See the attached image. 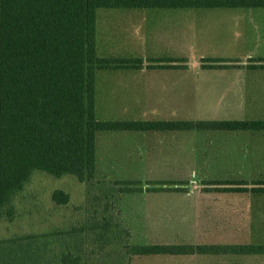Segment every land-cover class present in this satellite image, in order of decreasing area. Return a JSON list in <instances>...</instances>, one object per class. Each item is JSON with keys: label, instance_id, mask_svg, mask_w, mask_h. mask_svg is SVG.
<instances>
[{"label": "trees", "instance_id": "16d2710c", "mask_svg": "<svg viewBox=\"0 0 264 264\" xmlns=\"http://www.w3.org/2000/svg\"><path fill=\"white\" fill-rule=\"evenodd\" d=\"M237 8H264V0H0V219L14 220V200L37 172L93 183L97 133L264 131V120L103 121L95 114L97 71L184 67L170 60L98 57L96 10ZM201 62L205 69L225 67L217 65L223 61ZM136 183L115 185L123 192H142V186L131 187ZM206 183L215 186L205 191L248 192L246 180ZM251 185L264 193V180ZM51 200L66 205L69 195L55 190ZM96 213L81 226L0 239V264H134L136 258L158 256L243 264L237 259L264 257V244L133 243L129 231L105 215L95 218Z\"/></svg>", "mask_w": 264, "mask_h": 264}, {"label": "rangeland", "instance_id": "374dc122", "mask_svg": "<svg viewBox=\"0 0 264 264\" xmlns=\"http://www.w3.org/2000/svg\"><path fill=\"white\" fill-rule=\"evenodd\" d=\"M95 32L98 57L170 60L197 67L174 68L166 74L184 75L188 70L191 74H264V68L251 67L264 65V8L98 9ZM202 58L223 61L217 65L225 67L202 68ZM130 74L104 70L97 71L96 78ZM108 117L113 116L96 113L98 120ZM151 134L97 133V184L95 180L80 183L70 175L55 179L40 172L34 174L14 200V220L0 219V239L81 226L96 210L95 218L107 216L114 225L129 231L133 243L264 244V194L206 192L215 186L206 182L213 180L198 178V163L178 154L185 150L183 144L195 141L197 136L189 132ZM152 139L159 145H174L176 155L137 157L130 153L137 141L147 143ZM158 158L168 161L158 162ZM117 181H134L137 183L131 187L142 186L144 190L123 192L120 185H115ZM154 186H162L165 191H148ZM55 190L69 195L66 205L52 202ZM237 261L264 264V257ZM216 262L199 256L134 260V264Z\"/></svg>", "mask_w": 264, "mask_h": 264}, {"label": "crops", "instance_id": "0c3cea01", "mask_svg": "<svg viewBox=\"0 0 264 264\" xmlns=\"http://www.w3.org/2000/svg\"><path fill=\"white\" fill-rule=\"evenodd\" d=\"M183 66L197 68L186 62ZM168 70L174 71L145 66L138 70H106L131 74L95 78V114L113 116L103 121L264 120V74H191L188 70L189 73L176 75L166 74ZM161 72L165 73L158 74ZM176 116L183 117L175 119ZM189 133L197 136L196 140L183 144L185 150L178 154L198 163V178L247 180L248 195L264 194L250 189L255 186L251 185L253 182L264 180V131ZM155 140L137 141L130 153L137 157L176 155L174 145H159Z\"/></svg>", "mask_w": 264, "mask_h": 264}]
</instances>
